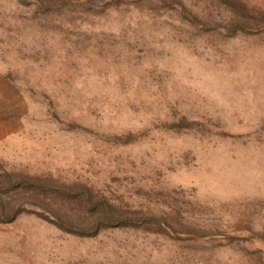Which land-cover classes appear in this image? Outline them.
I'll list each match as a JSON object with an SVG mask.
<instances>
[{"label":"rangeland","instance_id":"1","mask_svg":"<svg viewBox=\"0 0 264 264\" xmlns=\"http://www.w3.org/2000/svg\"><path fill=\"white\" fill-rule=\"evenodd\" d=\"M0 264H264V0H0Z\"/></svg>","mask_w":264,"mask_h":264}]
</instances>
